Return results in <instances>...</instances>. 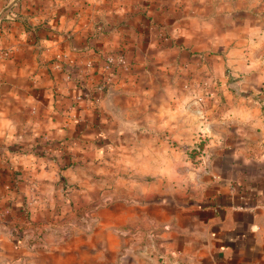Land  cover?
Here are the masks:
<instances>
[{
    "label": "crops",
    "instance_id": "1",
    "mask_svg": "<svg viewBox=\"0 0 264 264\" xmlns=\"http://www.w3.org/2000/svg\"><path fill=\"white\" fill-rule=\"evenodd\" d=\"M114 10L0 28V264H264V0Z\"/></svg>",
    "mask_w": 264,
    "mask_h": 264
},
{
    "label": "rangeland",
    "instance_id": "2",
    "mask_svg": "<svg viewBox=\"0 0 264 264\" xmlns=\"http://www.w3.org/2000/svg\"><path fill=\"white\" fill-rule=\"evenodd\" d=\"M131 3L132 0H0V28H9L15 22H21L30 30L43 29L67 34L75 27L81 28L86 20H96L99 16L111 18L116 14V6H128ZM62 24L64 26H60ZM110 25H113L112 21L108 23ZM87 30L89 33L94 32L91 26ZM139 59H142L141 56ZM211 139L213 136L208 130L200 132L198 145L185 152L189 159L192 157L193 164H197L201 180L210 175L214 165L212 160L216 153L212 150L214 143H211ZM228 162L229 157L225 156L226 168Z\"/></svg>",
    "mask_w": 264,
    "mask_h": 264
},
{
    "label": "built area",
    "instance_id": "3",
    "mask_svg": "<svg viewBox=\"0 0 264 264\" xmlns=\"http://www.w3.org/2000/svg\"><path fill=\"white\" fill-rule=\"evenodd\" d=\"M4 56L8 55V52H4ZM126 63L125 55L121 52H116L108 54L105 58V63L103 66V72L105 73L107 82L110 81L109 73L114 72L119 69L120 66ZM3 212L0 211V219H3Z\"/></svg>",
    "mask_w": 264,
    "mask_h": 264
},
{
    "label": "trees",
    "instance_id": "4",
    "mask_svg": "<svg viewBox=\"0 0 264 264\" xmlns=\"http://www.w3.org/2000/svg\"><path fill=\"white\" fill-rule=\"evenodd\" d=\"M100 74H101V78L99 84L103 85L104 89H106V87L108 86V82L106 80L105 73L103 71H100Z\"/></svg>",
    "mask_w": 264,
    "mask_h": 264
},
{
    "label": "water",
    "instance_id": "5",
    "mask_svg": "<svg viewBox=\"0 0 264 264\" xmlns=\"http://www.w3.org/2000/svg\"><path fill=\"white\" fill-rule=\"evenodd\" d=\"M108 93H110V94H111V93H112V91H111V90H109V92H108Z\"/></svg>",
    "mask_w": 264,
    "mask_h": 264
}]
</instances>
